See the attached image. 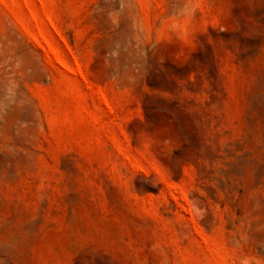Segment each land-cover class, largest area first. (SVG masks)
Returning a JSON list of instances; mask_svg holds the SVG:
<instances>
[{"label": "rangeland", "instance_id": "rangeland-1", "mask_svg": "<svg viewBox=\"0 0 264 264\" xmlns=\"http://www.w3.org/2000/svg\"><path fill=\"white\" fill-rule=\"evenodd\" d=\"M261 79L264 0H0L11 264H264Z\"/></svg>", "mask_w": 264, "mask_h": 264}, {"label": "clouds", "instance_id": "clouds-1", "mask_svg": "<svg viewBox=\"0 0 264 264\" xmlns=\"http://www.w3.org/2000/svg\"><path fill=\"white\" fill-rule=\"evenodd\" d=\"M195 2V0H194ZM198 11L197 7L193 8H185L183 10V15L185 19L189 21L188 24L184 25L178 33H176L177 37L184 42L194 41L195 40V33L192 31V26L190 24L191 17L195 15V13ZM165 31H170L169 29H165Z\"/></svg>", "mask_w": 264, "mask_h": 264}, {"label": "bare ground", "instance_id": "bare-ground-1", "mask_svg": "<svg viewBox=\"0 0 264 264\" xmlns=\"http://www.w3.org/2000/svg\"><path fill=\"white\" fill-rule=\"evenodd\" d=\"M243 51V50H242ZM245 52V51H244ZM242 54V53H241ZM240 54V55H241ZM245 54H246V52H245ZM242 56V55H241ZM244 57V56H243ZM256 78V77H255ZM258 79V78H257ZM260 79V78H259ZM261 81H264V80H262L261 79ZM256 82V81H255ZM260 82V81H259ZM262 83V82H261ZM256 90H258V89H256ZM259 91V90H258ZM260 93H262L261 91H259ZM257 94V93H256ZM257 96V95H256ZM262 97H264V95H261ZM260 96V97H261ZM259 97V96H258ZM262 97H261V99H262ZM254 99H255V97H254ZM257 99V98H256ZM257 101H260V100H257ZM255 102V101H254ZM259 104V103H258ZM202 206V205H201ZM203 207V206H202ZM198 208V210L200 211L201 209L199 208V207H197ZM205 208V207H204ZM196 211V210H195ZM205 214V213H204ZM10 245V244H9ZM8 244H6V243H4V242H1V240H0V264H11V262L12 261H15L14 259H17V258H14L15 257V255H16V252L9 246ZM85 254H87V252L85 253ZM84 255V254H83ZM18 256H20V255H18ZM79 257H80V255H79ZM79 257H78V259H76V260H79ZM82 257V256H81ZM85 257V256H84ZM90 257V256H89ZM20 258V257H19ZM18 258V259H19ZM17 259V260H18ZM17 262H19V261H17ZM75 262V261H74ZM79 263V262H78ZM81 264H83L82 262H80ZM74 264V263H73ZM75 264H77V263H75ZM94 264V263H93Z\"/></svg>", "mask_w": 264, "mask_h": 264}]
</instances>
